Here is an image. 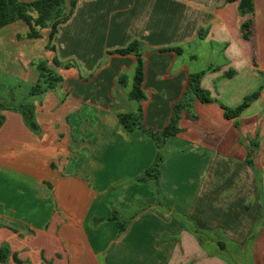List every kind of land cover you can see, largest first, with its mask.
I'll return each mask as SVG.
<instances>
[{
  "label": "crops",
  "instance_id": "crops-1",
  "mask_svg": "<svg viewBox=\"0 0 264 264\" xmlns=\"http://www.w3.org/2000/svg\"><path fill=\"white\" fill-rule=\"evenodd\" d=\"M252 6L249 17L239 0H75L53 50L49 29L40 39L21 21L0 29V105L22 96L29 108L27 122L18 107L0 111V264H264V0ZM134 41L140 103L128 99L135 56L110 54ZM42 60L62 82L30 96ZM200 71L213 102L190 98L158 180L138 182L158 150L118 115L140 106L144 127L163 130ZM257 91L224 117L221 106Z\"/></svg>",
  "mask_w": 264,
  "mask_h": 264
},
{
  "label": "trees",
  "instance_id": "trees-1",
  "mask_svg": "<svg viewBox=\"0 0 264 264\" xmlns=\"http://www.w3.org/2000/svg\"><path fill=\"white\" fill-rule=\"evenodd\" d=\"M74 8L75 0L70 1L69 10H66L64 0H35L32 2H21L20 0H0V29L15 22L21 21L28 27V32L25 35L26 39H39L41 36V31L44 29H49V43L47 48L53 50L51 42L58 32V27L70 19ZM239 12L242 16L248 15L251 17L253 14L252 0H239ZM251 24L252 20L249 19L241 25L242 37L246 40L250 39ZM174 51L178 53L179 49H174ZM112 53L135 56L136 62L134 67L133 83L131 91L128 94V99L130 102L140 103L145 98L142 90L144 64L141 59L142 49L140 44L134 41L126 48L110 52V54ZM38 69L40 75L36 84L30 88V96H38L47 91L55 90L62 82V79L58 75L46 68L45 63L41 62L38 65ZM206 72L207 71H200L198 73L189 75L187 87L182 100L173 106V114L169 124L159 132L152 131L144 127L142 110L140 106H138L134 112L118 115L119 123L126 132L130 133L136 129H140L154 142L158 150L152 165L138 179V182H144L146 180H158L159 164L162 160L161 147L166 139L175 136L179 132L177 124L180 113L183 110L191 107L190 98L195 97L203 104H210L213 102L209 92L204 90L201 86V80ZM258 96L259 91L246 96L242 103L235 108L221 106L224 112V117L226 119L238 117L246 108L250 106L252 102L258 98ZM25 107L19 106L18 109L27 122L29 117V108L26 105ZM8 109L9 108L0 105V111ZM110 220L117 223L119 233L124 230V225L118 221L116 213L112 214ZM7 257V249L1 248L0 263H5Z\"/></svg>",
  "mask_w": 264,
  "mask_h": 264
},
{
  "label": "rangeland",
  "instance_id": "rangeland-1",
  "mask_svg": "<svg viewBox=\"0 0 264 264\" xmlns=\"http://www.w3.org/2000/svg\"><path fill=\"white\" fill-rule=\"evenodd\" d=\"M40 38H41V36H40ZM39 38V39H40ZM48 49V48H47ZM48 50H50V49H48ZM38 62V61H37ZM40 62H43V63H45V65H47V63H46V61H44V60H42V61H40ZM1 71V70H0ZM2 72H0V82H1V79H2ZM11 77V76H10ZM10 77H8L7 79H8V81H9V85L11 86V88H12V90H13V92L15 93V94H22L23 93V91H24V86H20V87H16V84H15V81H13V79L12 78H10ZM11 88H10V90H11ZM27 91V90H26ZM16 99L17 100H15L16 102L14 103L12 100H10V102H9V105H8V107L9 108H13V107H15V108H17V107H19V106H22V107H25V102L24 103H22V96H16ZM18 101H20L22 104H18ZM26 108V107H25ZM115 186V187H114ZM111 188H116V187H118V183H114V184H112L111 186H110Z\"/></svg>",
  "mask_w": 264,
  "mask_h": 264
}]
</instances>
